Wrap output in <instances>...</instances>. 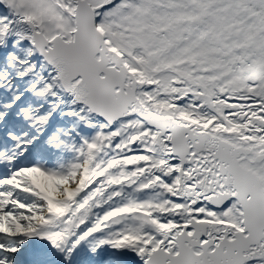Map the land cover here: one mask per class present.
<instances>
[{
	"label": "snow or ice",
	"instance_id": "obj_1",
	"mask_svg": "<svg viewBox=\"0 0 264 264\" xmlns=\"http://www.w3.org/2000/svg\"><path fill=\"white\" fill-rule=\"evenodd\" d=\"M0 264H264V0H0Z\"/></svg>",
	"mask_w": 264,
	"mask_h": 264
}]
</instances>
